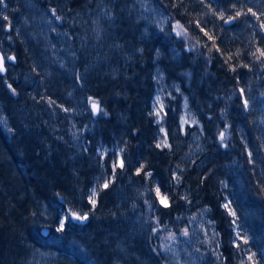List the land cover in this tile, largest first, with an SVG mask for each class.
Returning a JSON list of instances; mask_svg holds the SVG:
<instances>
[{
    "label": "rangeland",
    "instance_id": "obj_1",
    "mask_svg": "<svg viewBox=\"0 0 264 264\" xmlns=\"http://www.w3.org/2000/svg\"><path fill=\"white\" fill-rule=\"evenodd\" d=\"M71 1L4 0L7 7L0 5V49L5 57L13 54L17 58L16 64L9 65V75L0 78V129L11 141L27 145L17 148L24 149L25 153H15L18 162L22 163L19 165L23 167L21 177L31 176L43 188L39 190L40 195L56 186L63 189L36 197L38 205L33 213L36 231L42 225L52 228H44L42 236L49 237L53 232L50 239L56 248L36 250L21 264H58L57 261L64 260L59 257L64 246L68 249V257L74 254L82 261L86 260L85 263H94L82 221L72 217L76 206L62 213L59 205L63 197L66 201L73 200L71 197L80 182L75 171L83 159L86 135H94L100 127L97 118L102 107L93 97L95 79L129 76V69L141 59L139 56L145 49L147 51V45L150 47L154 38L171 24L170 14L158 0H95L76 9ZM53 9L60 20L52 15ZM4 16L8 17L7 21ZM171 27L169 33L173 35L177 26ZM13 33L20 35L26 44L20 57L16 53V43L12 42ZM178 40L184 44L188 57L179 45L168 42L166 51L153 60L157 82L153 111L163 106L162 119L157 123L158 144H167L169 147L162 148L175 150L178 154L176 161L167 168L165 190H160L158 196L150 187L149 176L144 181L125 179L126 172L114 177L117 167L113 173V164L122 160L121 154L118 161L111 156L110 170H105L103 187L107 183L106 188L112 195L108 209L116 214L113 218L115 227L119 223L122 226L117 228V239L112 242L120 250L125 264H225L220 223L211 206L199 199L201 188L197 186L196 178L215 158L212 151L220 148L216 144L224 147L228 141V134L219 130L218 121L225 120L222 113L233 97L227 99L209 92L205 96L194 90L195 86L209 89L206 78L210 76V68L206 59H203L204 63L199 61L198 56L204 55L188 36H179ZM183 59L201 64L202 69L197 75L168 71L172 63L177 65ZM95 73L98 74L96 78ZM9 77L14 81L11 88L5 83ZM262 92L259 91L258 98L263 97V89ZM89 98L98 102L100 112L93 113ZM171 100H179L180 113L178 127L169 132L166 116ZM155 117L157 122L158 117ZM221 132L225 137L223 143L219 138ZM32 144L43 148L35 152L34 157L31 155ZM98 148V153L103 156L109 146L100 143ZM111 150L113 155L120 153ZM222 167L227 173L222 183V206L228 204V209L223 206L228 211L236 206L249 215L257 212L259 209L250 205L237 160L225 158L223 163L219 161L215 165L217 169L222 170ZM93 192L87 190L88 196L95 201L96 193L93 195ZM168 192L173 198L182 199L187 208L178 223L183 229L174 233L162 230L168 227L167 224L153 219L152 226L150 220L155 206L164 207L160 203L162 197H167L168 206L171 204ZM61 221L65 223L64 230L58 231ZM185 229L187 235L183 234ZM235 232L238 234L237 227ZM173 234L175 239L167 238ZM133 249L137 254L131 251ZM244 257L248 262L249 255L244 253Z\"/></svg>",
    "mask_w": 264,
    "mask_h": 264
},
{
    "label": "trees",
    "instance_id": "obj_2",
    "mask_svg": "<svg viewBox=\"0 0 264 264\" xmlns=\"http://www.w3.org/2000/svg\"><path fill=\"white\" fill-rule=\"evenodd\" d=\"M94 1L72 0L71 5L76 9ZM158 1L170 14L169 28L154 38L150 47L147 45L148 53L146 49L143 51L139 56L141 59L129 69V76L95 79L97 84L93 97L102 107V112L97 118L100 127L94 135H86L81 161L85 166H81L82 171L80 170L78 175L82 181L84 179L96 183L99 193L94 204L88 202L87 205L76 206L75 209V213L87 216L81 223L85 241L89 244L90 252L96 254L101 264H123L120 250L112 242L117 239V228L122 226L119 223L118 227H115L116 223H113L116 214L114 210L108 209L112 195L109 193L110 189L103 187L105 170H110L111 156L118 161L121 154L125 164L121 172L117 167L114 177L126 172L125 179L144 181L147 176L145 173L150 172L151 189L156 191L157 187L160 190L166 188L164 183L167 168L176 161L178 154L175 150L157 147L158 127L155 124L156 117L152 105L157 85L153 60L159 58V53L166 51L168 42L179 45L184 56L188 57L184 44L178 40L176 34L169 33L172 31L171 26L178 24V30L188 36L206 57L198 56L199 61L204 63L203 59H206L210 75L214 73L211 78H206L209 91L202 86H195L194 90L200 95L206 96L209 92L211 95L227 99L237 93V100L229 99L230 104L222 113L226 117L225 120L218 121L219 130L227 132L228 141L224 147L216 144L220 148L212 151L215 156L212 163L204 166L197 175V186L201 188L200 192L210 196L209 205L220 223L225 264H252L250 260L245 261L244 253L253 256L256 264H264V220L258 224L260 228L252 229L236 206V219L229 216V211L222 206V183L227 173L223 167L222 170L215 168L216 163H223L225 158L237 160L246 183L250 205L264 210V95L258 98L259 91L263 93L262 89L264 90V57L257 58V50H264V27H261L264 25V0ZM237 12L240 13L238 17ZM252 13L256 15L253 16ZM230 17H235V20L226 24L225 21ZM209 36L212 39H209ZM12 42L16 43V53L20 57V53L26 50V44L16 36ZM159 60L163 61L161 58ZM195 63V67L201 66ZM214 80H218L215 85L212 84ZM5 83L12 86L14 81L9 77ZM248 94L253 97H248ZM244 100L248 101L247 108L244 106ZM179 112V100H171L166 116L169 132L178 127ZM215 116L213 113V119ZM100 143L109 146L103 156L98 153ZM21 144L0 133V264H17L30 248L36 247L37 238L32 229L35 199L53 192L51 190L44 192V196V193L40 195L39 190L43 188L38 186L31 176L21 177L23 167L19 165L22 163L18 162L19 158L15 154L25 153L24 149L17 150L19 146L27 147ZM233 147L235 150H232ZM111 148L120 153L113 155ZM41 149L43 150L39 145L32 144L31 155L34 157L35 152ZM141 166L142 170L138 172ZM83 189L86 192H82L87 193V189ZM167 196L173 204L171 192H168ZM171 204L168 207L155 206L150 220L152 226L153 219L159 220L163 225L167 224L168 227L162 230L167 229L174 233L183 229L179 224L184 217L176 211L181 205L173 207ZM233 205H236V202ZM235 227L243 239L233 244ZM244 240H247V243Z\"/></svg>",
    "mask_w": 264,
    "mask_h": 264
},
{
    "label": "bare ground",
    "instance_id": "obj_3",
    "mask_svg": "<svg viewBox=\"0 0 264 264\" xmlns=\"http://www.w3.org/2000/svg\"><path fill=\"white\" fill-rule=\"evenodd\" d=\"M231 18V17H230ZM229 18V19H230ZM228 19V20H229ZM235 19H232V22L234 21ZM231 22V23H232ZM14 36H16L17 38H19V39H21L19 36L20 35H18V34H16V33H13V37ZM0 54L1 55H4V62H5V68H6V71L5 72H2V73H0V78H2L1 76H3V77H7L9 74H8V72H9V65H13V64H16L17 63V58L14 60V61H8V59H7V57H5V54H4V52L0 49ZM10 56V55H9ZM15 57V56H14ZM6 60H7V62L8 63H6ZM19 62V61H18ZM10 63V64H9ZM195 61H193V60H189V59H183V60H181L180 62H179V64L177 63V65H175V64H171L170 65V68H169V71H178L179 73H181V74H183V73H187V72H193L194 74H198V72H199V70H201L202 69V65L201 66H198V67H195ZM211 75H214V73L212 74L211 73ZM211 75H210V78H211ZM98 76V74H94V77L96 78ZM216 82H218V80L217 81H213L212 82V84H216ZM213 85V86H214ZM202 88H204V87H202ZM232 97H233V99L234 100H237V93L236 94H234V95H232ZM248 97H251V94H248ZM252 97H253V95H252ZM251 97V98H252ZM252 104V103H251ZM91 109H92V107H91ZM180 113V112H179ZM156 125H157V127H159L158 126V124H157V122L155 123ZM0 133L2 134V135H4L5 137H7L5 134H3L2 133V131H1V129H0ZM157 140H158V138H157ZM18 156V155H17ZM81 166H85V163L84 162H80L78 165H77V168H76V171H75V174H76V176L78 175V172H80V170L82 171V169H81ZM79 176V175H78ZM80 177V176H79ZM84 181V182H83ZM83 181L81 180V177H80V182H79V188H78V190H75V192H73V194H74V196L73 197H71V198H73V200L72 199H70V200H67L66 201V198L65 197H63L62 198V200H61V202H60V205H59V207H60V210L62 211V213L64 212V211H66L68 208H70V207H73V206H85V205H87V203L88 202H90V200H91V198L88 196V194L87 193H83L82 192V189L83 188H86L88 191H90V190H94L95 191V193H96V196H95V198L97 197V195H98V187H97V185H96V183H94V182H91V181H85L84 179H83ZM80 190V191H79ZM59 191H63V189H61V188H59V186H56V188H54L53 189V192H59ZM77 191V192H76ZM52 192V194H54ZM198 196H199V199L201 200V201H203V202H205L206 204H208L209 205V201H210V196H208L207 194H205V193H203L202 191L201 192H199V194H198ZM182 203H183V200L182 199H179V197L178 198H174V201H173V207H179L180 205H181V207H179V208H177L176 209V211H177V213L179 214V215H182V214H184L185 212H186V210H187V208H186V206H185V204L183 203V205H182ZM38 205V203H36V201H35V203H34V208L33 209H36V206ZM210 206V205H209ZM213 210V209H212ZM238 210L239 211H241L239 208H238ZM228 211V210H227ZM232 211L236 214V209H232ZM242 213H243V219H244V221L252 228V229H258V228H260L259 227V223L262 221V219L264 220V210H258L257 212H253L251 215H249V214H245V211L243 212V211H241ZM213 213H214V217L216 216V214H215V212L213 211ZM229 213H230V211H229ZM174 215H176V214H174ZM229 216H231V215H229ZM32 217H33V215H32ZM233 218H235V217H233ZM236 219V218H235ZM235 219H233V220H235ZM57 222V221H56ZM36 226H34L33 225V223H32V229H33V232H34V235L36 236V238H37V242L36 243H38L37 245H36V247H34V248H30L29 250H28V252L25 254V256L22 258V259H20L19 261H18V263L17 264H21V262L25 259V258H27V257H29V255H30V253H32V252H34V251H36V250H41V249H43V248H47V247H50V248H52V247H54V248H56V245H55V242L54 241H52L51 239H50V236L53 234V232H51L50 234H49V237H46V238H44L43 236H42V234H43V229L44 228H46L47 230H52V228H49V227H45V226H40V227H38V229L39 230H37L36 231ZM220 232H221V230H220ZM83 234L85 235V232H83ZM238 237H240V235H238V234H235V239L233 240V244H236V242L238 241L237 240V238ZM241 238V237H240ZM223 242H224V239H223V236H222V232H221V244H223ZM66 250H68L65 246H64V248H62L60 251H59V253H60V255L61 256H59L60 258L61 257H63L64 258V260H62V259H60V261H57L58 262V264H101V262H100V260L96 257V254L95 253H93V252H91L92 253V259H93V261H94V263H88V261L85 263V261H82L81 260V258L78 256V255H74V254H69V257H68V255L66 254ZM133 253H135V254H137V251H135L134 249L133 250H131ZM66 254V255H65ZM125 257V256H124ZM126 258V257H125ZM65 259H68V260H65ZM71 260H74V262H71ZM122 260H123V258H122ZM55 263H56V261H54ZM123 264H125V262H124V260H123Z\"/></svg>",
    "mask_w": 264,
    "mask_h": 264
},
{
    "label": "snow or ice",
    "instance_id": "obj_4",
    "mask_svg": "<svg viewBox=\"0 0 264 264\" xmlns=\"http://www.w3.org/2000/svg\"><path fill=\"white\" fill-rule=\"evenodd\" d=\"M0 5H3L4 7H7V5H6V3L4 2V0H0ZM249 12H251V9H249ZM52 15L55 16V18H56L57 20H60V19H61L60 16H57V15H56V13H55V9L52 10ZM239 15H240V13L237 12V13H236V17H238ZM252 15L255 16L256 14H255V13H252ZM3 19H4L5 21H7V20H8V17H7V16H4ZM221 19H223V16H221ZM232 19H235V17H231L229 20H226L225 23H229V22H231ZM261 27H264V25H261ZM178 28H179V25L177 24V28L174 29L176 36L179 37V36L184 35V33H183L182 31L178 30ZM9 30H11L10 25H9ZM201 31H203V29H201ZM205 35H208V33H205ZM209 39H212V37L209 36ZM257 51L259 52V57H257V58L264 57V50H259V49H258ZM4 59H5L4 56H3V55H0V73L6 71V68H5V66H4ZM7 59H8L9 61H14V60H15V57H14V56H8ZM9 87L11 88V85H9ZM241 92H243V90H241ZM13 93H15V89H13ZM89 101L91 102V107H92L93 113H98V112L101 111V109L99 108V104H98V102L92 100V98H89ZM157 102L159 103V97H157ZM49 103H53V102H52V101H49ZM243 103H244L245 108H247V106H248V101H247V100H244ZM162 110H163V106L161 105L160 109L154 112V114L158 117L157 123H159V122H160V119H162V117L160 116V113H161ZM64 111H68V109H64ZM105 115H106V113H105ZM219 138H220L221 142L223 143L224 138H225L223 132L220 133ZM162 146H163V147H169V145H167V144H163V145H161V144H157V147H162ZM116 167H120V168L122 169V168L124 167L123 160H120L118 163H114V164H113V173H115V169H116ZM141 170H142V166H141L140 169H138V172L141 171ZM145 175H147V176H151V173H150V172H149V173H145ZM177 179H178V178H177ZM107 186H108V184L105 183V184H104V187L106 188ZM156 193H157L158 196L160 195V188H159V187L156 188ZM93 195H95V192H93ZM90 202L93 203V204L95 203L94 200H90ZM160 203H161L164 207H168V204H167V197H166V196H165V197H162L161 200H160ZM223 206H224L226 209L229 208V205H228V204H225V205H223ZM229 211H230V214H231L233 217H235V213H234L233 211H231L230 209H229ZM72 217L75 218V219H77V220H81V221L87 219V216L79 215V214H77V213H75V212L72 213ZM67 219H68V218L65 217V220H67ZM233 223H235V220H233ZM64 226H65L64 221H61V224H60V227H59L58 231H63V230H64ZM154 231H155V230H154ZM183 234H184V235H187V231L185 230V232H184ZM167 238H168V239H175V236H174V234H173V235H170V236L167 237ZM241 239H243V238L241 237ZM244 242L247 243V240H244ZM237 247H239V245H237ZM253 255H254V254H253ZM249 260L252 261V264H256V262L253 261V256H249Z\"/></svg>",
    "mask_w": 264,
    "mask_h": 264
},
{
    "label": "water",
    "instance_id": "obj_5",
    "mask_svg": "<svg viewBox=\"0 0 264 264\" xmlns=\"http://www.w3.org/2000/svg\"><path fill=\"white\" fill-rule=\"evenodd\" d=\"M231 22H232V20H231ZM231 22H229V23H226V24H230ZM1 55V54H0ZM4 56V55H3ZM10 56H14V55H10ZM9 61V60H8ZM4 65H5V62H4Z\"/></svg>",
    "mask_w": 264,
    "mask_h": 264
}]
</instances>
